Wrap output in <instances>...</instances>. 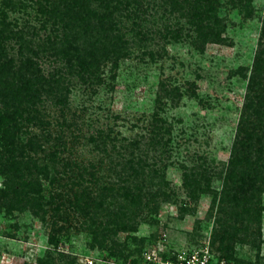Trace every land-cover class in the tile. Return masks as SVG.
<instances>
[{"label": "rangeland", "instance_id": "1", "mask_svg": "<svg viewBox=\"0 0 264 264\" xmlns=\"http://www.w3.org/2000/svg\"><path fill=\"white\" fill-rule=\"evenodd\" d=\"M20 1L5 12L6 20L35 48L50 26L40 27L43 16L34 1ZM167 10L151 5L137 19L119 17L126 57L115 69L104 64L99 82L67 77L65 106L44 100L36 107L44 127L21 135L25 142L33 134L41 145L34 158L57 170L62 183L70 174L60 172L62 164L72 167L79 184L74 190L85 201L88 192L90 206L103 195L107 209L96 224L107 229L104 243L127 257L90 248L83 217L69 210L66 225L45 206L42 218L27 208L0 210V264H128L145 252L166 257L204 247L229 264H264V114L258 101L250 155L228 176L264 0H219L223 28L216 43L196 44L181 5ZM132 21L144 42L134 37ZM16 49L12 40L5 43L8 56L15 57ZM51 58L38 60L44 75L60 64ZM129 159L140 161L136 179ZM241 179L259 189H237ZM42 184L47 197V182ZM121 188L129 190L126 198Z\"/></svg>", "mask_w": 264, "mask_h": 264}, {"label": "trees", "instance_id": "2", "mask_svg": "<svg viewBox=\"0 0 264 264\" xmlns=\"http://www.w3.org/2000/svg\"><path fill=\"white\" fill-rule=\"evenodd\" d=\"M15 1L22 4L20 0H2L0 4V210L10 213L27 208L30 214L40 216L45 213L43 207L46 206L54 217L57 216L55 212H59V218L66 225L71 222V210L83 217L84 226L90 235V248L96 247L108 256H123L124 259L127 256L104 243L107 229L102 232L96 224L98 214L107 209L102 206L103 195L100 194L90 206L92 198L88 197L89 193H84L87 198L85 201L74 190L79 184L74 181L72 167L67 163L62 164L60 172L70 173L68 180L62 183L57 170L49 171L46 165L39 164L34 158V153L41 149V145L34 140L33 134L25 142L21 135L26 132V128L44 127L36 108L44 100H52L60 107L65 106L68 89L64 84L68 82L67 77L74 76L84 83L92 80L99 82L104 64L108 63L110 69H115L118 61L126 57L128 42L118 27L119 17L134 15L137 19L151 5H159L163 10L168 7L170 13L179 11L181 5L180 15L186 19L193 41L196 44L216 43L223 28L217 16L219 0H192L193 4L190 0H180L181 3L179 0H42L44 5L39 0H28L38 5L37 11L43 16L40 27L44 30L46 24L50 26V32L43 36L35 48L24 41L25 34L21 30L13 32L9 28L12 24L6 20L5 12ZM131 23L134 37L139 43L144 42L146 35L140 30L139 24L136 21ZM262 24L229 154L228 176L240 161H246L250 155L248 149L252 146L251 130L254 129L252 118L258 113L255 101L261 103V113L264 114V20ZM173 33L178 34L176 31L169 34L173 36ZM9 40L17 44L15 57L8 56L5 50V43ZM41 55H49L54 61L60 62L59 66L46 75L42 74L37 64ZM261 127L264 135V124ZM259 138L254 141L259 142ZM49 152L48 155L55 159L56 153ZM137 162L139 164L140 161L136 160V165L131 159L125 162L132 170V179H136L141 171ZM241 180L237 189L252 186L259 189L257 184H247L244 179ZM42 181L47 182V197L43 195ZM121 189L120 195L126 198L129 190ZM137 190L140 191L139 188ZM138 259L129 262L136 263Z\"/></svg>", "mask_w": 264, "mask_h": 264}, {"label": "built area", "instance_id": "3", "mask_svg": "<svg viewBox=\"0 0 264 264\" xmlns=\"http://www.w3.org/2000/svg\"><path fill=\"white\" fill-rule=\"evenodd\" d=\"M92 264L91 261H87ZM128 264H229L224 259L213 258L207 249H192L188 252H180L170 256H160L154 252H145L136 263Z\"/></svg>", "mask_w": 264, "mask_h": 264}]
</instances>
